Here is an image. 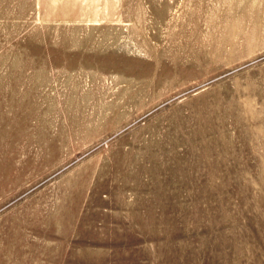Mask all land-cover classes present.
<instances>
[{"label": "rangeland", "instance_id": "rangeland-1", "mask_svg": "<svg viewBox=\"0 0 264 264\" xmlns=\"http://www.w3.org/2000/svg\"><path fill=\"white\" fill-rule=\"evenodd\" d=\"M0 264H264V0H0Z\"/></svg>", "mask_w": 264, "mask_h": 264}, {"label": "bare ground", "instance_id": "bare-ground-1", "mask_svg": "<svg viewBox=\"0 0 264 264\" xmlns=\"http://www.w3.org/2000/svg\"><path fill=\"white\" fill-rule=\"evenodd\" d=\"M161 77V76H160ZM156 80V79H155ZM159 81H156V84H158ZM153 84V83H152ZM155 84V83H154Z\"/></svg>", "mask_w": 264, "mask_h": 264}]
</instances>
